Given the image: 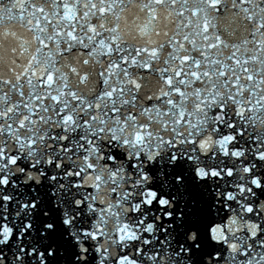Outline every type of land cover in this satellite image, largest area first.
Segmentation results:
<instances>
[{"label":"snow or ice","instance_id":"snow-or-ice-1","mask_svg":"<svg viewBox=\"0 0 264 264\" xmlns=\"http://www.w3.org/2000/svg\"><path fill=\"white\" fill-rule=\"evenodd\" d=\"M0 264H264V0H0Z\"/></svg>","mask_w":264,"mask_h":264}]
</instances>
